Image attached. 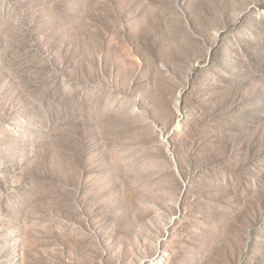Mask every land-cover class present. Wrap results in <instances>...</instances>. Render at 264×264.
Listing matches in <instances>:
<instances>
[{
  "label": "rangeland",
  "instance_id": "rangeland-1",
  "mask_svg": "<svg viewBox=\"0 0 264 264\" xmlns=\"http://www.w3.org/2000/svg\"><path fill=\"white\" fill-rule=\"evenodd\" d=\"M0 264H264V0H0Z\"/></svg>",
  "mask_w": 264,
  "mask_h": 264
}]
</instances>
